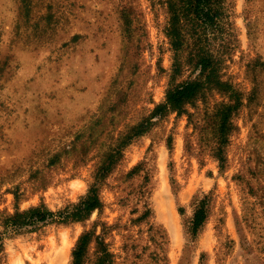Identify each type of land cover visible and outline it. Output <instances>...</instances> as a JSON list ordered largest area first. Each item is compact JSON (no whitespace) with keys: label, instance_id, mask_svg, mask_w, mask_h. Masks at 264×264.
I'll return each instance as SVG.
<instances>
[{"label":"rangeland","instance_id":"obj_1","mask_svg":"<svg viewBox=\"0 0 264 264\" xmlns=\"http://www.w3.org/2000/svg\"><path fill=\"white\" fill-rule=\"evenodd\" d=\"M167 1L0 0V264H73L85 234L81 264H264V0L220 1L222 86L154 116L200 78ZM93 189L100 207L60 222ZM33 208L56 216L7 228Z\"/></svg>","mask_w":264,"mask_h":264},{"label":"trees","instance_id":"obj_2","mask_svg":"<svg viewBox=\"0 0 264 264\" xmlns=\"http://www.w3.org/2000/svg\"><path fill=\"white\" fill-rule=\"evenodd\" d=\"M221 0H168V11L170 19L167 27V35L171 40L173 49L178 53L186 45H191L192 54L196 66L200 69L199 79L182 84L172 85L166 94V100L158 105L153 113L154 116L161 115L169 108L181 111L182 106L195 99L200 92L211 86L221 87L218 79V63L210 51V31H216L221 20ZM236 105L222 106L218 111L221 122L219 136L225 143L226 134L231 129V113L236 110ZM144 125L139 127L137 134L143 133ZM223 161L222 157L219 158ZM100 201L96 190H90L88 194L71 210L60 213V222L80 221L88 217L94 210L100 207ZM56 215L50 211L33 208L9 219L7 228L18 229L23 226H33L51 220ZM207 217L205 202L202 201L196 207L191 221L190 232L196 234L203 226ZM2 238L0 236V246ZM89 235L81 236L73 251V264H81L87 245ZM97 264H111L105 255L99 257Z\"/></svg>","mask_w":264,"mask_h":264},{"label":"bare ground","instance_id":"obj_3","mask_svg":"<svg viewBox=\"0 0 264 264\" xmlns=\"http://www.w3.org/2000/svg\"><path fill=\"white\" fill-rule=\"evenodd\" d=\"M173 219V218H172Z\"/></svg>","mask_w":264,"mask_h":264}]
</instances>
